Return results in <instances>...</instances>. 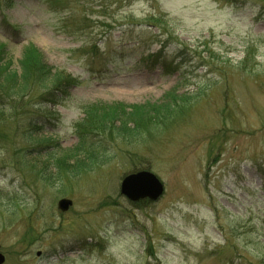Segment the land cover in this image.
Listing matches in <instances>:
<instances>
[{
    "label": "rangeland",
    "instance_id": "1",
    "mask_svg": "<svg viewBox=\"0 0 264 264\" xmlns=\"http://www.w3.org/2000/svg\"><path fill=\"white\" fill-rule=\"evenodd\" d=\"M171 36L193 59L213 53L214 66L166 74ZM30 45L78 84L58 105L31 102L17 120L6 100L4 264H264V0H0V47L14 71ZM160 50L166 62L147 61ZM175 90L189 98L186 113L132 158L164 185L156 203L121 194L138 171L120 155L61 178L43 157L20 160L28 149L69 154L88 104L155 103ZM35 115L53 121L30 137ZM62 198L73 201L66 213Z\"/></svg>",
    "mask_w": 264,
    "mask_h": 264
},
{
    "label": "trees",
    "instance_id": "2",
    "mask_svg": "<svg viewBox=\"0 0 264 264\" xmlns=\"http://www.w3.org/2000/svg\"><path fill=\"white\" fill-rule=\"evenodd\" d=\"M169 40H174L177 44L174 51L175 61L171 62L166 74L180 71L186 66L190 69V62H194L192 70L194 72L199 67L208 69L214 66L216 58L213 53L205 58L193 49L194 52L191 51L197 56L193 59L190 57V48L186 43L180 42L178 37L171 36ZM162 48L164 47L161 45ZM159 53L149 57L147 61L161 64L166 62L161 50ZM175 62H177L175 67H172ZM243 64L244 62L240 65ZM13 66L12 58L6 56V49L1 46L0 116L2 117L6 115L7 107L10 108L5 106L7 99L10 100L16 113L11 119L17 120L20 113H25L31 102L35 103V107L43 103L58 105L63 97L70 95L71 88L78 84L72 75L47 65L39 49L31 45L26 47L19 62L20 72L14 71ZM189 106V98L179 96L176 90L167 93L162 101L155 103L128 104L103 101L91 103L84 107V117L75 126L79 141L73 150H68L69 154L63 151L61 157H55L53 153L34 156L28 149L23 152L20 160L25 166L28 162L33 163L37 159L42 160L43 157L45 163L55 169L56 178L75 175L84 169L93 170L96 166H103L119 155L130 159L133 168L138 171L139 166L132 158L137 155L139 148L143 147L148 139L153 138L156 132L160 133L163 131L162 128H169L176 119L182 118ZM49 121L46 116L35 115L31 123H27L29 136L37 135L46 124L51 125ZM44 142L49 143L48 140ZM44 142L39 145L45 148ZM29 155L31 159H28ZM44 171L42 178H47L49 175Z\"/></svg>",
    "mask_w": 264,
    "mask_h": 264
},
{
    "label": "water",
    "instance_id": "3",
    "mask_svg": "<svg viewBox=\"0 0 264 264\" xmlns=\"http://www.w3.org/2000/svg\"><path fill=\"white\" fill-rule=\"evenodd\" d=\"M164 192V185L159 178L146 170L128 174L121 183V194L133 203L146 200L156 203L163 197ZM72 206L73 201L68 198H62L57 203V209L62 213L68 212ZM5 262L6 258L1 253L0 247V264Z\"/></svg>",
    "mask_w": 264,
    "mask_h": 264
}]
</instances>
